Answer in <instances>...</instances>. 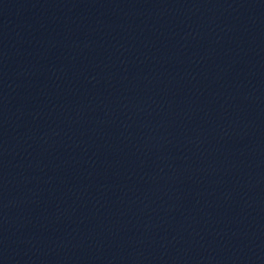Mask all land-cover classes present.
Wrapping results in <instances>:
<instances>
[{
    "label": "water",
    "instance_id": "95a60500",
    "mask_svg": "<svg viewBox=\"0 0 264 264\" xmlns=\"http://www.w3.org/2000/svg\"><path fill=\"white\" fill-rule=\"evenodd\" d=\"M0 264H264V0H0Z\"/></svg>",
    "mask_w": 264,
    "mask_h": 264
}]
</instances>
